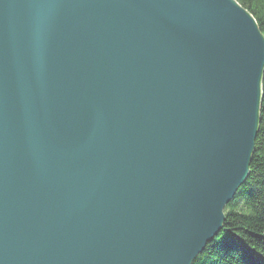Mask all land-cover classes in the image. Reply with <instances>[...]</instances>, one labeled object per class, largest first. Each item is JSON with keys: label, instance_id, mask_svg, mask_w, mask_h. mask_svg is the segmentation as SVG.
<instances>
[{"label": "water", "instance_id": "water-1", "mask_svg": "<svg viewBox=\"0 0 264 264\" xmlns=\"http://www.w3.org/2000/svg\"><path fill=\"white\" fill-rule=\"evenodd\" d=\"M263 70L235 0H0V264H192Z\"/></svg>", "mask_w": 264, "mask_h": 264}, {"label": "trees", "instance_id": "trees-1", "mask_svg": "<svg viewBox=\"0 0 264 264\" xmlns=\"http://www.w3.org/2000/svg\"><path fill=\"white\" fill-rule=\"evenodd\" d=\"M264 37V0H235ZM249 176L224 209L222 229L192 264H264V70Z\"/></svg>", "mask_w": 264, "mask_h": 264}]
</instances>
